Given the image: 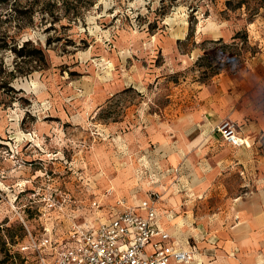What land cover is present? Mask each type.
<instances>
[{"label":"rangeland","instance_id":"obj_1","mask_svg":"<svg viewBox=\"0 0 264 264\" xmlns=\"http://www.w3.org/2000/svg\"><path fill=\"white\" fill-rule=\"evenodd\" d=\"M245 1L234 9L226 0H0V79L14 89H0V264H36L17 250L25 242L19 216L41 232L32 188L51 183L76 194L86 182L87 196L112 187L128 205L143 199L150 186L139 160L163 142L153 141L161 131L183 136V178L193 192L176 194L157 175L158 211L174 215L166 227L185 240L208 222L240 220L230 203L248 192L237 166L196 194L195 174L210 171L197 160L214 152L188 158V144L197 123L213 119V94L227 97L231 112L247 104L244 119L264 115V0ZM25 41V52L41 48L43 61L15 56L11 48ZM201 55L209 58L198 66ZM218 79L249 82V92H202Z\"/></svg>","mask_w":264,"mask_h":264},{"label":"crops","instance_id":"obj_2","mask_svg":"<svg viewBox=\"0 0 264 264\" xmlns=\"http://www.w3.org/2000/svg\"><path fill=\"white\" fill-rule=\"evenodd\" d=\"M221 81L224 82L223 85H221ZM238 83L240 84L236 88L228 84L226 79H218L205 87L202 92H223L221 86L224 89L229 88L230 92H249V82ZM212 97L213 112L215 113L212 116L213 119L197 123L195 129L199 131L198 136L188 144L190 150L188 158L194 159L196 156H200L202 159L203 153L214 152L211 156L208 155V157H203L202 160H197L199 167H202L203 160L206 161L210 166V171L201 177L195 174L194 184L201 182L199 185L196 184L198 185L196 186V194L209 192L212 185L210 178L216 177L220 171L228 169L229 166H237L239 174L244 180L242 187H246L247 190L245 191L248 192L243 197L237 196L233 203H230L232 208L234 206L238 210L239 217L237 216V219L240 218V220L236 222L234 218H227L223 220L221 226H214V223L208 222L204 228L194 229L197 231L192 232V236L186 237L185 240L176 236L166 227L168 221L174 216L173 212L166 213L163 218L161 216L160 222L172 236L171 241L174 246L196 249L195 261L192 264H264V182L261 179L264 177V115H258L254 121H250L248 118L244 119L247 114L252 112L247 104L244 105V102H238L239 105L235 106L236 109L231 112L228 110L230 101L227 97L222 96L220 98L218 94H213ZM223 119L234 122L246 144L234 147L221 138L220 134L215 131V126ZM205 132L209 134L204 135ZM153 138V141H160V138H162L163 142H160L157 147L153 146L152 150L145 148L143 158L139 160V163L143 161V170L140 172L141 179L144 178L150 186L149 190L146 191H149V193L145 194L143 199H146L151 193H156L151 189L157 184H155L157 175L158 182L164 179L162 184H168L169 188L171 190L173 188L176 194L186 192V190L192 192L188 181V187H186L183 178V172L186 168V153H188L181 146L186 145L185 142H180V140H184L183 136L171 140L169 136L166 137L161 131ZM168 138L171 140V144ZM173 152H176L175 156L170 157V153ZM244 152H246V156H242ZM174 159L180 162L172 165ZM173 181L176 182L177 186L172 183ZM79 184L84 185L86 182ZM171 184L174 187L170 186ZM158 187L167 190L164 185H158ZM249 187L250 189H248ZM103 192L102 196L93 194V191L91 195L99 198L104 204L113 202L115 198H120L115 194L112 187L106 188ZM171 192L174 193V191ZM79 197H82V195L80 194ZM159 201L160 197L156 202L157 210L159 209ZM137 204H134V206ZM222 215L229 217L228 213ZM189 238L194 241L192 245H188ZM200 245L204 247L199 248Z\"/></svg>","mask_w":264,"mask_h":264},{"label":"built area","instance_id":"obj_3","mask_svg":"<svg viewBox=\"0 0 264 264\" xmlns=\"http://www.w3.org/2000/svg\"><path fill=\"white\" fill-rule=\"evenodd\" d=\"M215 131L234 147L246 144L234 122L228 119L221 120ZM50 181L47 177L46 182ZM86 184L78 186L76 194L52 189L51 183L44 188H32L29 203L37 206L38 217L42 219L41 232L31 231L19 216L25 229V242L18 244V252L31 255L36 264H190L194 261L196 249L174 246L172 236L162 226L156 206L158 194H149L135 206L128 205L123 198L104 204L95 196L86 197Z\"/></svg>","mask_w":264,"mask_h":264},{"label":"trees","instance_id":"obj_4","mask_svg":"<svg viewBox=\"0 0 264 264\" xmlns=\"http://www.w3.org/2000/svg\"><path fill=\"white\" fill-rule=\"evenodd\" d=\"M237 1V3H235V5L233 6V7H231V3H232V1L231 0H226V2H225V4H226V6H228V7H231V8H238V7H240V6H242L243 4H245V0H236ZM191 30L192 29H190V32H191ZM235 37H237V35L235 36ZM234 37V38H235ZM218 41H220V39L219 40H216V41H214V42H218ZM244 41L246 42L247 40H246V36H244ZM29 44V41H25V42H23V43H21L19 46H18V48H16V46L14 45L13 46V48H11V51L12 52H14V54H15V56L16 57H28L29 59H27L28 61L27 62H31V61H33L34 60V64L37 62V60L38 61H43L44 60V54H43V51H42V49L41 48H36V47H34V46H32L33 48L29 51V52H25V47H26V45H28ZM208 56L207 55H201V56H199L198 57V59L196 60V64L198 65V66H200L201 64V61H207L208 60ZM39 66V65H38ZM206 66H207V62H206ZM209 67H210V65H208ZM216 68V67H215ZM215 68H213V67H210V73H215L214 71V69ZM218 68V67H217ZM216 68V69H217ZM0 69H1V66H0ZM17 69V68H16ZM29 69V71H30V68H26V70H25V72L27 71ZM34 69V68H33ZM2 70V69H1ZM16 71H20V70H16ZM9 73H11L12 74V72H13V70H10V71H8ZM209 73V74H210ZM11 76V78H12V76L13 75H10ZM9 83H10V80L8 81V80H1L0 79V89H3V90H8V89H10V90H14L13 88H12V86H10L9 85ZM23 236H24V234H23Z\"/></svg>","mask_w":264,"mask_h":264},{"label":"bare ground","instance_id":"obj_5","mask_svg":"<svg viewBox=\"0 0 264 264\" xmlns=\"http://www.w3.org/2000/svg\"><path fill=\"white\" fill-rule=\"evenodd\" d=\"M110 68H112V65H111V63H109V65H108ZM199 180V179H198Z\"/></svg>","mask_w":264,"mask_h":264}]
</instances>
